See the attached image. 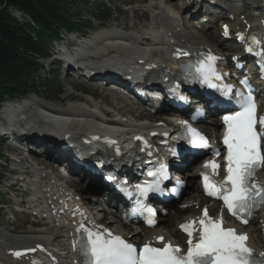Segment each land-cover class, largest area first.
Segmentation results:
<instances>
[{
  "label": "bare ground",
  "instance_id": "6f19581e",
  "mask_svg": "<svg viewBox=\"0 0 264 264\" xmlns=\"http://www.w3.org/2000/svg\"><path fill=\"white\" fill-rule=\"evenodd\" d=\"M141 1H149V3L147 5L127 9L125 12L126 17L123 18V22L120 25L114 23L111 26V28L117 29V37L123 36L126 39H119L117 37H102L100 39L95 35L84 41V44L89 48L88 51L95 56L96 62L94 63L98 64V62H104L107 58L115 59L118 60V64L124 66L123 68L125 71L134 74L136 69L140 67L138 65L139 62H144L145 65H147L146 63H148V65H153V69L155 70L151 72L152 76L160 72L172 75L175 73L173 61L177 57V50L192 54L211 53L212 55H214L215 51H222L217 38L224 32L222 28L223 23H221L216 32L212 31L207 34V31L216 27L221 19L220 16H216L215 11L208 12L210 18L209 29L207 31L205 29L198 30L195 24L190 26L188 25L189 23H186L180 18L179 6L172 2V0H163L158 3H154L153 0ZM238 1H240L238 5H242L243 7L241 10L237 11L240 12L239 16L242 14V11L245 12L246 9L247 11L251 10L246 12L245 15L252 25L255 18L250 16V12L253 11L257 13L258 11L254 9L255 7L258 9L263 8L264 0ZM127 3L130 4L129 1H127ZM192 3H195V1L190 0L189 5ZM217 4L220 5V1L216 2V7ZM16 13L18 12L16 11ZM247 13H249V15ZM239 16L237 18H239ZM182 21L184 22L185 31H183L181 25ZM240 24L241 20H239L237 24H230L231 32L229 36L231 38L236 39L238 34L245 32L247 27L244 25L246 24ZM139 41H145V44L140 45L138 43ZM62 56L65 57V53ZM74 57L75 56L72 58ZM90 64L92 65L93 63ZM106 64L107 63H105V65ZM66 78L69 83H74L70 77ZM108 87L111 86L102 88V92L105 93V99L113 103L111 108H107L106 105L103 106L100 102L97 103L91 100L81 101L79 98H75L72 94L67 93L64 99L73 100V103L68 101L69 104L63 109L46 105L40 100H28L24 103L15 104L14 107H12L13 105L7 104L0 111V123L10 117L11 124L15 126V123H13L14 120H19L18 109L26 110L29 108L32 111L34 107H39V109H37L38 113L31 119V124L33 127L39 128L42 131H36L34 133L41 136H49L52 134L56 137L62 134L70 135L74 143H78L81 136L87 138L90 135H96L100 138L113 136L118 139L119 142L125 144L132 133L149 135L151 132L157 131L160 128L151 121L137 123L136 120L145 117L143 112H139L135 109L134 105L130 104L125 99L124 94L114 92ZM105 115H110L112 118H115V122L120 121V123L107 124L106 121L103 120ZM209 115H211L210 110L207 111L206 116ZM209 122L211 124L209 123L207 127H203L204 131L212 132L216 130V121L213 123L212 121ZM105 125L111 128L107 129ZM32 137L41 139V141H46L40 136L35 137V135H32L27 137L24 143L29 144L33 139ZM24 143L22 146H24ZM33 146L34 145H30L28 147L34 148ZM35 147H38V144H36ZM118 151L119 149L117 148L116 152ZM44 152H48L49 159H54L56 157L61 158L59 155L48 151L46 148H44ZM30 153H33L35 158L30 156L26 158L23 156L22 152L16 149L9 152V154L6 153L10 161L15 163L13 167H11L10 172L12 174H20L21 177L27 175L29 181L19 185L17 183L18 179H15L13 175V178L8 181L9 184L7 188L16 185L20 194L25 195L26 198L19 200L20 196H15L10 200L9 204L5 206L6 213L4 214L3 223L0 224V264H5V262L9 264L19 263L12 261V250L17 248H31L36 244H43L48 252H57L60 263H66L68 259L75 260L76 256L72 252L71 246L75 235L72 223L77 226L83 222V224L86 223L96 226L97 229L105 225L114 232L122 233L125 238L129 237V235L135 231L126 229V226L121 221L120 216L118 217L119 214L116 211L113 214L116 219L105 218L104 221L100 220L98 222L96 219L98 218V214H94V216L91 217L87 212L86 207L89 206V198L79 201L77 194L75 195L66 189V184H69L70 186L77 187L79 193H91L93 189L96 191L101 189L99 182L91 180L89 188H85L84 184L75 186L74 181L68 182L62 177H58L60 181L58 182L55 177L49 173L51 168H49L46 163L40 161L38 154H36L33 149L28 150V155ZM113 154H115V152L110 150V155ZM31 158L32 161H29ZM39 165L43 167H39ZM81 174L87 177L84 172ZM186 178L188 186L199 192V186L195 182V174L187 173ZM258 180L264 183L263 172L259 173ZM92 197L98 202L104 201L102 198ZM64 198L65 202H62ZM15 202L18 204L16 207H23L26 209V214H32L34 219L32 227L22 231L12 229L11 220L8 215L13 214L14 205L12 204H15ZM196 202L203 205L205 203L207 204L209 201L201 197L200 199H196ZM105 206L106 204H101L97 210L105 212ZM62 210H65L64 214H61ZM186 214L193 216L199 215L200 211L196 212L193 208L188 210ZM44 217L46 221L43 219ZM186 218L185 216L176 215L172 220L164 221V223L154 230L141 231L143 232L142 235L140 236L139 234L131 237V241L143 242L150 240L154 235H163L167 241L175 242V240H179L180 237L177 227L184 222ZM36 221L45 223L44 228L35 229L34 226ZM168 221H171V224H173L172 226L170 225V227H173L172 229L166 225ZM228 225L236 228L240 233L247 234L248 246L257 256L264 253V211L248 228H240L237 224L233 223H228ZM256 233H258L259 236H256Z\"/></svg>",
  "mask_w": 264,
  "mask_h": 264
},
{
  "label": "snow or ice",
  "instance_id": "6c2138e0",
  "mask_svg": "<svg viewBox=\"0 0 264 264\" xmlns=\"http://www.w3.org/2000/svg\"><path fill=\"white\" fill-rule=\"evenodd\" d=\"M224 34L229 35L227 26ZM237 38L246 44V52L260 58L261 73L264 76V33L259 37L238 34ZM176 55L179 59L189 54L177 50ZM220 59L209 53L198 57L194 62H181L179 67L183 82L199 84L200 87L218 94L222 100L235 105L234 111L222 117L225 128L223 144L226 149L223 157L224 178L220 182L213 179L221 169L215 159L220 156L218 150L212 153L214 159L204 163V171L200 175L204 193L222 201L228 213L246 225L255 211L264 208V184L256 182L257 172L264 168V116H257L256 100L247 78L240 81L246 92L234 90L232 85L223 82V75L218 67ZM179 86L176 84L170 91L175 92ZM178 99L183 101L184 97L179 96ZM212 102L219 104L221 99L214 96ZM202 115L197 109L191 118L196 120ZM181 126L184 130L181 138L187 139L192 148L208 147L207 139L187 121H181ZM170 151L174 156L177 154L174 149ZM98 164L102 166L101 162ZM166 169L167 165L164 163H160L159 167L149 168L146 177H151V181L146 178L136 183L134 193L128 189L126 182L121 187L130 198L133 195L138 198L133 214L146 213L149 225L154 224L156 212L153 208L145 206L141 199L146 200L150 194L162 192L160 182L167 179ZM108 179L114 180L111 176ZM198 223V229L195 226L196 221L180 225L188 237V247L183 254L179 246L165 242L163 236L156 237L160 247L148 242L138 250L135 245L120 236H114L107 230L86 227L83 223L78 229L80 239L73 248L81 254L82 264H264V253L257 257L247 246V234H240L234 228L225 227L222 216L213 219L205 208ZM197 232L198 238H194ZM28 251L34 252L35 249ZM24 254L19 251L13 253L16 257Z\"/></svg>",
  "mask_w": 264,
  "mask_h": 264
},
{
  "label": "trees",
  "instance_id": "16d2710c",
  "mask_svg": "<svg viewBox=\"0 0 264 264\" xmlns=\"http://www.w3.org/2000/svg\"><path fill=\"white\" fill-rule=\"evenodd\" d=\"M85 2L0 0V106L6 99L19 98L29 91L27 82L38 69L36 57L46 56L51 39L57 38L60 30L79 28L71 12ZM12 7L31 17L36 27L12 17L8 12Z\"/></svg>",
  "mask_w": 264,
  "mask_h": 264
},
{
  "label": "rangeland",
  "instance_id": "374dc122",
  "mask_svg": "<svg viewBox=\"0 0 264 264\" xmlns=\"http://www.w3.org/2000/svg\"><path fill=\"white\" fill-rule=\"evenodd\" d=\"M127 1L130 2V4L127 3ZM159 1H163V0H153L154 3H158ZM149 3V1L147 2H142L141 0H101L100 5H103V9L105 10L104 13H108L110 15L109 18H111L110 22L107 23V25L109 24H114L115 22L113 21V19L115 17H119V21H116L115 24L120 25L123 22V18L126 17V10L129 8H133V7H138V6H142V5H147ZM95 5H97V3H95ZM78 9V8H77ZM77 9H72V15H75V17L73 18H81L82 20L88 19L90 16V9H84V11H80L79 13L81 14H77ZM121 14V16L119 15V13ZM9 14L14 17L17 21H23L25 15H23L22 11H17L18 13H16V11H14L13 9H10ZM21 14V15H20ZM77 18V19H78ZM121 19V20H120ZM114 22V23H113ZM111 27V26H110ZM63 37L65 36L64 31H62L60 33ZM94 36V35H93ZM89 38V37H88ZM53 45H55L56 47H58L57 43L54 42ZM57 49V48H56ZM40 65L45 69V70H41L39 71L37 74L34 75L33 78H31L27 83L28 85L30 84V82H33V84L35 85L34 88H36V95H33L37 100L42 101L44 104H49L51 106L54 107H63L67 105L68 101L73 103V100L70 99H64L65 95L67 93L72 94L75 98H79L81 101L82 100H89L86 95L83 94V92H89V94L91 93L93 98H95V102L97 103H101L103 106H107V108H111V105L113 104L112 102H109L105 99V93L102 92V90L100 91V89H92V88H88L85 86H82L79 84V82H77V84L75 83V81L73 80V84L69 83L67 78H65V80H63V76L61 75V71L58 70V68L56 69L57 71V80H55L54 82L59 86H56L59 89V92H61L62 94L60 96H56L54 94L55 92V88H53V90H48V88H46V82L47 80H49V77L47 75L48 69H49V61L48 60H40L39 61ZM61 69V67H60ZM73 86V91L70 87V85ZM88 88V91L87 89ZM86 89V90H85ZM94 95H93V93ZM51 101V102H49ZM59 101L60 103L56 102ZM70 103V104H72ZM69 104V103H68ZM14 148L11 147L10 145H6L2 146L0 152L2 155L4 154H9V152L13 151ZM30 157L35 158L33 153L29 154ZM32 158L29 161H32ZM0 163H4L3 160H0ZM6 164V163H5ZM15 163L13 161L9 162V170H11V167H13ZM3 172L5 176V181L3 183V185H0V191L5 190L7 188V185L9 184L8 181H10L13 176H9L7 174V170L4 169V166L1 164L0 165V173ZM8 177V178H7ZM2 186V188H1ZM22 218V217H21ZM4 220V219H3ZM2 221V220H1ZM3 223V222H2ZM19 225V224H18ZM166 225L169 226V228H173L170 227V225L172 226L173 224H171V221L167 222Z\"/></svg>",
  "mask_w": 264,
  "mask_h": 264
}]
</instances>
